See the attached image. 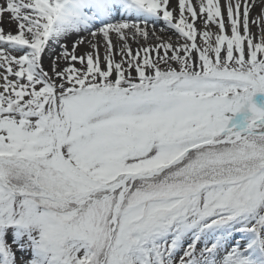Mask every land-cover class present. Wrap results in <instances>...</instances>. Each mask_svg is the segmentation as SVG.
<instances>
[{"label": "snow or ice", "instance_id": "6c2138e0", "mask_svg": "<svg viewBox=\"0 0 264 264\" xmlns=\"http://www.w3.org/2000/svg\"><path fill=\"white\" fill-rule=\"evenodd\" d=\"M258 94L264 0H0V264H264Z\"/></svg>", "mask_w": 264, "mask_h": 264}, {"label": "rangeland", "instance_id": "374dc122", "mask_svg": "<svg viewBox=\"0 0 264 264\" xmlns=\"http://www.w3.org/2000/svg\"><path fill=\"white\" fill-rule=\"evenodd\" d=\"M254 100L259 104V102H260L261 100H264V94H258V95L254 98ZM259 106L264 107V104H259ZM227 115L231 116V114H227ZM242 119H243V116L238 115L235 119H233V120L230 121V126L233 125V124H238V123H240V121H241Z\"/></svg>", "mask_w": 264, "mask_h": 264}, {"label": "bare ground", "instance_id": "6f19581e", "mask_svg": "<svg viewBox=\"0 0 264 264\" xmlns=\"http://www.w3.org/2000/svg\"><path fill=\"white\" fill-rule=\"evenodd\" d=\"M4 27H5L6 30H9V29H10V26H9L8 24H5ZM253 31H256V29L253 28ZM198 39H199V38H198ZM133 46L135 47V45H133ZM47 64H48V61L45 60V66H46V67H47Z\"/></svg>", "mask_w": 264, "mask_h": 264}]
</instances>
